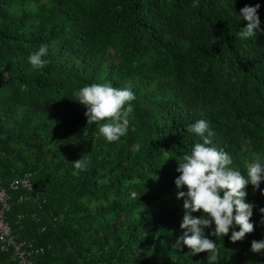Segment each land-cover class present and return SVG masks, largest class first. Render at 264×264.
<instances>
[{
	"label": "trees",
	"instance_id": "16d2710c",
	"mask_svg": "<svg viewBox=\"0 0 264 264\" xmlns=\"http://www.w3.org/2000/svg\"><path fill=\"white\" fill-rule=\"evenodd\" d=\"M232 2L0 0V178L7 186L30 174L45 199L39 208L10 192L12 235L44 248L32 264H264V251L250 250L264 238V181L246 186L251 233L231 242L230 232L204 230L215 261L175 245L184 211L176 168L200 142L188 124L206 119L212 146L242 175L264 158V32L240 39L245 22ZM257 3L264 29V0H234L233 9ZM41 43L47 63L36 69L27 57ZM104 82L135 95L128 130L112 143L73 96ZM79 158L83 172L73 168ZM30 213L38 222L17 220ZM0 264L17 262L8 252Z\"/></svg>",
	"mask_w": 264,
	"mask_h": 264
},
{
	"label": "clouds",
	"instance_id": "9594fccd",
	"mask_svg": "<svg viewBox=\"0 0 264 264\" xmlns=\"http://www.w3.org/2000/svg\"><path fill=\"white\" fill-rule=\"evenodd\" d=\"M233 2L230 14L235 13L238 26L241 21L245 22L236 33L240 39L249 40L264 32L257 15L260 4L245 5L237 13L233 9ZM48 49L47 44L41 43L30 52L27 57L29 65L42 69L47 63L44 57ZM73 96L76 102L85 107L87 123L96 125L107 143L116 142L126 134L133 112L131 102L135 100L129 87L115 88L107 82L92 83L74 90ZM186 130L198 137L200 142L191 145L190 151L178 161L176 168L179 175L173 182L178 190L176 198H183L184 211L179 224L183 231L175 245L186 246L191 256L204 252L210 261H215L216 242L207 238L204 230L211 225L209 235L216 237L230 232L228 239L231 242L241 241L253 231L250 221L253 204L245 202L246 186L251 185L255 190L264 181V158L253 159L246 167V175H242L239 169L232 167L233 160L227 152L212 146L214 132L206 119L195 120L186 126ZM87 163V160L80 158L72 162L73 168L79 172L86 170ZM181 188L186 190L181 191ZM260 192L264 195V189H260ZM198 211L200 215H192ZM258 211L264 221V207ZM250 250L254 253L264 251V238L251 241Z\"/></svg>",
	"mask_w": 264,
	"mask_h": 264
},
{
	"label": "built area",
	"instance_id": "2783aa9c",
	"mask_svg": "<svg viewBox=\"0 0 264 264\" xmlns=\"http://www.w3.org/2000/svg\"><path fill=\"white\" fill-rule=\"evenodd\" d=\"M24 191L25 194L19 196L17 202H35L40 208L45 199L39 194L33 192L31 183V175L25 174L12 180L7 186L2 184L0 178V257L2 254L11 252L17 264H32L33 259L44 253V248L37 246L33 240L16 239L12 235L11 225L7 219V214L10 211V192ZM29 218L33 222H38V217L35 213L20 214L17 220ZM45 227L39 229L40 232L45 231Z\"/></svg>",
	"mask_w": 264,
	"mask_h": 264
}]
</instances>
